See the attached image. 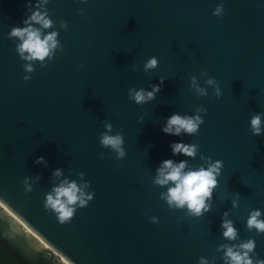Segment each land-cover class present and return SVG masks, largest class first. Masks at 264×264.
Wrapping results in <instances>:
<instances>
[{"label":"water","instance_id":"95a60500","mask_svg":"<svg viewBox=\"0 0 264 264\" xmlns=\"http://www.w3.org/2000/svg\"><path fill=\"white\" fill-rule=\"evenodd\" d=\"M37 3L0 0V200L71 264H225L218 249L249 239L251 258L264 260V233L246 228L249 212L264 219V131H249L252 115L264 113V0H48L41 7L54 27L46 31L58 32L63 51L27 73L8 34ZM152 57L158 66L145 72ZM193 76L206 97L190 89ZM161 80L153 100H129V88L151 91ZM199 107L206 113L197 134L161 131L171 115ZM103 122L123 135V160L99 145ZM173 143L198 145L197 156H173ZM201 156L223 162L210 209L200 217L169 209L160 199L167 188L152 183L156 169L171 159L195 170ZM65 178L88 183L93 195L61 225L44 201ZM225 213L234 241L222 236ZM31 250L0 237V264H41Z\"/></svg>","mask_w":264,"mask_h":264},{"label":"clouds","instance_id":"9594fccd","mask_svg":"<svg viewBox=\"0 0 264 264\" xmlns=\"http://www.w3.org/2000/svg\"><path fill=\"white\" fill-rule=\"evenodd\" d=\"M86 2V0H80ZM48 3V0H38V3L33 5L34 9L31 15L22 21L24 27H13L8 34L9 39L15 38L19 41L15 51L21 60L26 61L24 71L32 73L34 68L32 62H40L44 67V61L51 59L54 53L59 50L63 51V46L60 44L58 32L46 31L54 27L53 21L49 18L48 13L41 6ZM223 6L218 5L214 10L213 16H221ZM61 29H67V23L61 22ZM158 66V60L155 57L149 58L143 65L144 71L148 72L154 70ZM83 67V65H81ZM202 75L207 76L205 70ZM31 76H24L25 81L30 80ZM160 81L157 85H152L151 91H145L143 88L137 90L135 88L128 89L129 100L135 102L137 105H143L155 98V95L161 90ZM205 84L213 89V95L219 98L222 93L214 78H207ZM190 89L197 95V97H206L208 95L207 88L201 87L193 76L190 78ZM206 113L204 108H196L194 115H171L161 131L165 135L193 136L197 134L201 124L204 123L202 114ZM262 117L264 113H256L252 115L249 121V131L253 136H261L262 131ZM104 123V132L98 138L99 145L102 148L110 149L115 153L116 160H123L126 153L123 148L124 138L121 132L111 134L113 127L111 123ZM173 156L182 155L187 158L194 159L198 153V145L173 143L170 145ZM103 156V153H101ZM204 162L195 170H186L189 168L186 161L182 160L179 163L171 159L164 160L156 169V175L152 183L154 186L167 188L166 192L160 193V199L163 200L169 209H187L186 215L192 217H200L210 209L213 190L217 187V177L220 175L223 168V162L220 160L213 161L210 157H200ZM34 163L45 164L43 157H38ZM62 175L61 169L53 171L52 176L59 178ZM81 178L83 173L80 174ZM40 177L37 176L36 180ZM88 183L78 185L75 181L68 179L62 180L59 184L52 188L51 192L45 196L44 208L46 211H52L57 218L59 224L63 225L71 220L76 211V206L83 208L88 201L92 199L91 193H86L84 189L88 188ZM25 192H30L31 184L28 179L24 181ZM236 202L233 201V207H236ZM2 207V205H0ZM227 213L222 217L221 229L222 236L225 240L234 241L237 239V231L233 227L232 221L226 219ZM19 223V221H17ZM153 223L156 219L153 218ZM246 228L251 231L256 230L257 234L264 233V219H261V212L253 210L249 212L246 221ZM27 231V229H25ZM255 241L249 239L247 242H242L239 245L231 247L222 245L218 251H223V259L225 264H264V260L251 258L250 254L254 251ZM199 264H208V261L201 258Z\"/></svg>","mask_w":264,"mask_h":264},{"label":"bare ground","instance_id":"6f19581e","mask_svg":"<svg viewBox=\"0 0 264 264\" xmlns=\"http://www.w3.org/2000/svg\"><path fill=\"white\" fill-rule=\"evenodd\" d=\"M0 237L16 246L30 247L27 256L41 264H71L33 231L17 214L0 200ZM19 221V223L17 222ZM27 229V231L25 230ZM13 232V235H12ZM17 253V252H16Z\"/></svg>","mask_w":264,"mask_h":264}]
</instances>
